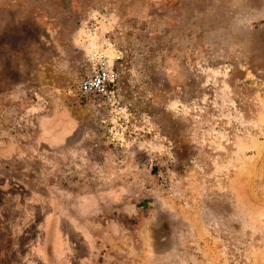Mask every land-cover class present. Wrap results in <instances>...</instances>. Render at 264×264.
<instances>
[{
	"label": "rangeland",
	"instance_id": "obj_1",
	"mask_svg": "<svg viewBox=\"0 0 264 264\" xmlns=\"http://www.w3.org/2000/svg\"><path fill=\"white\" fill-rule=\"evenodd\" d=\"M101 61L108 99L81 89ZM57 109L74 119L61 143L39 129ZM4 144L1 165L24 170L56 220L68 212L51 190L69 205L75 189L123 187L129 220H146L139 264H264V0H0ZM34 214L30 236L0 228V264H46L59 248L33 238L46 226Z\"/></svg>",
	"mask_w": 264,
	"mask_h": 264
},
{
	"label": "crops",
	"instance_id": "obj_2",
	"mask_svg": "<svg viewBox=\"0 0 264 264\" xmlns=\"http://www.w3.org/2000/svg\"><path fill=\"white\" fill-rule=\"evenodd\" d=\"M60 115H62V113L58 116ZM63 115L65 116L66 114ZM64 120H67V125L63 127V130L60 128L61 130L56 129V131H53V134L49 135V140H57L61 143V139L63 140L67 137V132L73 129L72 124L74 119L69 116ZM8 148L10 147L6 145H4V147L0 146V173L6 172L12 176V171L6 166L1 165L8 164L12 161V158L7 156V154L10 153L7 152ZM14 159L20 161V157L13 158V160ZM7 166L9 167V165ZM11 176H9V178ZM0 177L4 176L0 175ZM7 180L6 177V183L1 182L0 186V191L2 193L5 192V194L2 195L3 199L9 196V193L6 192L9 184ZM22 190L28 191L27 194L29 197H26L22 201L21 199H17L14 204H9L7 202V205H3L4 203H0V228L3 226L13 228L15 238L26 236L29 233H27L25 229L31 223L30 221H32L31 214H34L35 211L39 212V219H44L46 226L40 228L42 229V234H44L43 236L36 232L35 236L38 238L36 241L39 244L44 241V243L50 245V247L54 243H59V248L56 249V251L51 250V248L49 249V247L47 248L50 250L51 254L46 257V264H112L111 259H117L118 264H126V259L120 262L123 257L121 253L123 252L127 256H130L131 259H129L133 264H139L141 248L144 246L145 241L139 234H142V229L146 220H144L145 218H137L138 222L136 223L130 221L132 217L137 214L138 208L136 209V205L133 204L135 201H130V199H128V192L123 187H116L103 191L96 190L87 193H82V191L75 189V193L70 194L69 205L62 203L61 198L63 193L57 195L56 193H51L52 190L50 189L51 191H49V194H54L55 197L54 195L53 197L55 200L61 202V205H63L64 209L59 204L62 208L61 211L68 212V217L64 218L65 220H61L60 218L58 220L55 219L57 203L55 206L54 204L51 205L49 200L45 199V197L40 194L39 189L22 188ZM59 192H61V190ZM18 194L19 198H21L20 193ZM23 201H25V203L28 201V203L25 204ZM31 204L32 207L35 208V211L32 210ZM12 212L15 214L13 215ZM42 212L44 213L43 216ZM10 219L12 223H10ZM35 219L36 216L34 215L33 221ZM64 223L69 236L67 232H61ZM35 227L37 230L39 229L37 225H35ZM101 233L102 236L105 233L109 238H100ZM70 234L77 238L85 252L81 257L80 255H76L74 258L78 249H75L77 244L72 240ZM40 236L42 239H39ZM21 242H23V240ZM29 242L30 240H27L25 245H28ZM64 247L69 249V253L67 254L68 258L66 257L67 261L61 263L57 252H62V248ZM125 247H128L127 251ZM115 249H117L116 252H114ZM40 254L42 255V253Z\"/></svg>",
	"mask_w": 264,
	"mask_h": 264
},
{
	"label": "trees",
	"instance_id": "obj_3",
	"mask_svg": "<svg viewBox=\"0 0 264 264\" xmlns=\"http://www.w3.org/2000/svg\"><path fill=\"white\" fill-rule=\"evenodd\" d=\"M89 98H91V96H88ZM62 112H58V109L57 110H55V113H53V116L52 117H50V118H48V117H45L44 119L43 118H41V121H39V129H40V131H41V133H43L44 134V136H46V138H47V140L49 141V142H59V141H57V140H52V139H48L49 138V135H52L53 134V131H56V129H59V130H63V127L65 126H63V125H61V124H58V123H56L55 121L58 119L59 120V118H61V119H67L68 117L65 115H63L64 113H62V115H60V116H58L59 114H61ZM57 126V127H56ZM61 128V129H60ZM47 130H48V132H47ZM71 131V130H70ZM69 131V132H70ZM57 133V132H56ZM68 133V132H67ZM61 141H62V139H61ZM4 145H6V144H4ZM4 145H1V147H4ZM7 147H10V148H8V150H7V152H9V151H11L12 150V148H14V145H6ZM12 147V148H11ZM3 150H5V149H3ZM12 173H13V175L9 178V177H7V179H8V181H9V184H8V186H9V190H7L8 191V193H9V196H7V201H12V203H15L16 201L15 200H17V199H21V201H22V194H24V191L22 190V188L23 189H26L27 188V186L24 184V181H23V179L21 178V177H19V176H17V175H20V174H22V173H24V170H19V171H12ZM24 175V174H23ZM5 179H6V177H3L2 179H0V186H1V182L3 183L4 181H5ZM15 180V181H14ZM21 187H20V186ZM25 185V186H24ZM17 189V191L18 192H11V190L10 189ZM29 189V188H28ZM21 192V193H20ZM18 193H20V195H21V198H19V194ZM28 193V191H25V196L26 197H29V195L27 194ZM5 194V192L4 193H2L1 191H0V197H1V200H0V202H2L3 203V201H2V199H3V196L2 195H4ZM11 195V196H10ZM13 195V196H12ZM15 195H17V197L15 196ZM8 197H9V199H8ZM16 197V198H15ZM31 207H32V204H31ZM34 209V207H32V210ZM35 213H36V211H35ZM34 215L35 214H31V220L32 221H30L31 223L29 224V226L28 227H30L33 223L32 222H34L33 221V217H34ZM27 229V228H26ZM26 229H25V231H26ZM27 233H29L28 235L30 236L31 234V232H29V231H26ZM36 236H35V233H34V236H33V238H35ZM31 244V239H30V242H29V244L28 245H30ZM81 245V244H80Z\"/></svg>",
	"mask_w": 264,
	"mask_h": 264
},
{
	"label": "built area",
	"instance_id": "obj_4",
	"mask_svg": "<svg viewBox=\"0 0 264 264\" xmlns=\"http://www.w3.org/2000/svg\"><path fill=\"white\" fill-rule=\"evenodd\" d=\"M113 81L112 69L108 68L107 61H101L95 64L92 74L84 80L81 89L85 94L108 99L112 94L111 84Z\"/></svg>",
	"mask_w": 264,
	"mask_h": 264
},
{
	"label": "flooded vegetation",
	"instance_id": "obj_5",
	"mask_svg": "<svg viewBox=\"0 0 264 264\" xmlns=\"http://www.w3.org/2000/svg\"><path fill=\"white\" fill-rule=\"evenodd\" d=\"M58 112H61V111H58Z\"/></svg>",
	"mask_w": 264,
	"mask_h": 264
}]
</instances>
